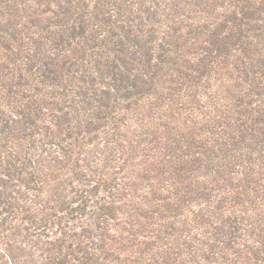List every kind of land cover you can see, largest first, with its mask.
<instances>
[{
  "label": "trees",
  "instance_id": "obj_1",
  "mask_svg": "<svg viewBox=\"0 0 264 264\" xmlns=\"http://www.w3.org/2000/svg\"><path fill=\"white\" fill-rule=\"evenodd\" d=\"M14 2L0 0V47L32 82L14 83L30 92L14 102L29 120L48 105L61 113L65 138L50 133L40 143L72 176L59 182L57 212L42 211V226L48 228L49 216L63 219L58 231L68 237L76 221L87 233V244L77 239L81 263L99 264L123 240L109 234L107 219L149 218L130 191L151 173L185 208L207 201V210L186 209L191 221L183 211L174 215L183 220L160 216L175 220L161 225V233L170 228L178 236L169 248L181 250L191 231L202 228L205 244L228 255L225 264H264V0H42L55 9L18 27ZM31 58L44 67L29 68ZM91 71L97 78H88ZM0 83L3 90L9 85ZM57 97L63 106L49 102ZM149 128L167 133L162 151L149 147L155 139L142 131ZM67 203L77 208L68 211ZM211 203L228 216L204 219ZM3 234L0 255L7 258L13 247ZM31 235L38 237L40 228Z\"/></svg>",
  "mask_w": 264,
  "mask_h": 264
},
{
  "label": "rangeland",
  "instance_id": "obj_2",
  "mask_svg": "<svg viewBox=\"0 0 264 264\" xmlns=\"http://www.w3.org/2000/svg\"><path fill=\"white\" fill-rule=\"evenodd\" d=\"M14 1V4H18L20 9V16L14 22L16 27L26 24L27 17L33 18L35 14L48 8L55 9L54 6H46L42 0ZM45 18H50V15L47 14ZM43 23L47 24L45 20ZM29 31H36V29ZM152 49H155L153 53L157 55V46H153ZM6 55H10V53L0 47V67L2 68L0 77L2 74L6 75L5 78H0V82L5 80V83L9 84L3 90L0 83V232L9 237L8 239H10L13 248H11L9 257L5 258L4 255H0V264H82L81 262L85 259L82 258L83 253H79V249L77 250L76 244L79 237H81L82 241L85 239V244H87V233L79 228L80 224L74 221L71 226L74 230L68 231V237H66L67 235L62 236L61 230L58 231V223L63 222V219L49 216L48 228H44L42 222H40V218L44 214L55 215L57 212L52 207L58 205V203H54V200L56 199V194H59L58 191L61 192V189L58 188L59 182H71L72 180L70 173L67 170H62L59 161L54 156L49 157L44 152V148H42L40 143L50 133L65 138V134L61 131V113L53 110L52 106L48 105L42 108L41 113H34L31 116L32 120H29V116L24 111L22 103L19 108L14 100L21 101L22 95L29 94L30 92L22 90L28 89L27 87L16 89L14 83L21 82L22 84L30 85L32 82L27 75V69L21 72L20 75V72L18 73L14 70L16 66L12 65L11 58L8 59ZM41 58L43 61L47 60L44 55ZM20 66L21 68L28 67L26 64ZM36 67L41 69L44 66L31 58L29 68L34 69ZM87 76L88 78L89 76L97 78L92 71ZM33 88L34 86L31 89ZM16 90L19 91L12 93ZM50 101H57L60 106L64 104L63 101L59 100V97L55 99L50 98ZM88 102L91 103L92 99H89ZM86 107V105H83V108ZM86 113H90V111ZM129 122L133 124L134 121L131 120ZM37 128L42 129V131H36ZM131 129V133L137 129L135 124ZM142 131L145 136L155 139V142L150 144L149 147L155 146L162 151L161 149L164 147L163 141H165L167 133L161 129L153 134L151 133V128L142 129ZM131 133L130 136L132 137ZM93 146L95 144H90L86 149L91 151L94 149ZM146 149H148V144L146 145ZM127 152L128 150L125 149V153ZM80 153L85 154L84 151ZM141 158L142 156L139 155L137 162ZM80 159H83V157ZM97 167L100 171H105L101 165ZM135 172L138 174V177L142 178L141 173L144 172L140 168ZM147 175L148 178L146 180L138 179L136 181L137 187L130 192L132 193L131 195H135L136 203L148 211L149 218L145 219L136 216L130 219L127 215H120L114 221L107 219L109 234H117L123 240H119V244L114 245L106 255H103L106 257V260L99 259L98 263L225 264L223 258L228 257V255L220 254L211 243L209 245L205 244L208 240L200 235L204 231L202 228L191 231L187 240L190 247L185 244L184 246L181 245V250H178L176 247L169 248L178 236L170 228L165 230L167 233H161V225L168 227L173 225L171 223L175 220L173 218L161 220L160 216L168 217L170 213L174 217V215L183 211L184 215H187L191 221L193 216L186 209L195 210L199 208L207 210V204H205L207 201L200 200L193 203H185V205L187 204V208H185L183 203L177 202L174 189L166 187L163 190L160 185H157L161 181H156L151 173ZM136 189L137 192L135 194L134 191ZM66 195L67 198L65 199L67 201L73 202L77 200L73 194L71 196ZM67 204L68 211L71 208H77L75 203ZM122 206L123 203H117V207ZM216 206H219L218 203H211L203 218L215 221L213 216L219 218H226L228 216V213L225 212L221 216V212L215 209ZM42 211H44V214ZM65 215L66 212L58 213L57 217ZM184 215L174 218L183 220L185 218ZM130 224L135 226H131ZM175 225L178 228L177 220ZM190 226L189 228H192L194 224L191 222ZM62 227L63 225H60V229ZM36 228H40V235L33 237L31 234ZM53 233L57 234L54 235ZM133 233H140V236L134 237V235H131ZM6 240L7 238L0 239V248L2 247L1 243L3 244ZM127 240H130V242ZM181 243L186 242L182 240ZM131 245L136 246L133 247ZM178 251L179 253H176ZM86 264H88L87 261Z\"/></svg>",
  "mask_w": 264,
  "mask_h": 264
}]
</instances>
